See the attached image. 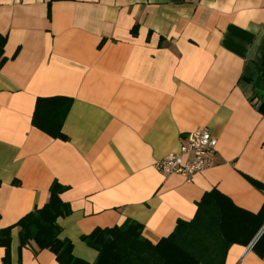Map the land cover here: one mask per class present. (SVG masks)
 Segmentation results:
<instances>
[{
  "label": "crops",
  "instance_id": "crops-1",
  "mask_svg": "<svg viewBox=\"0 0 264 264\" xmlns=\"http://www.w3.org/2000/svg\"><path fill=\"white\" fill-rule=\"evenodd\" d=\"M0 34V228L43 206L54 179L72 209L60 236L91 263L83 235L135 220L156 244L213 189L261 209L264 0H0ZM40 98L38 121L53 128L66 112L67 138L34 125ZM203 127L217 138L210 168L191 180L158 170ZM11 237L7 264H59L20 247L19 226ZM255 238L224 264H264Z\"/></svg>",
  "mask_w": 264,
  "mask_h": 264
},
{
  "label": "trees",
  "instance_id": "trees-1",
  "mask_svg": "<svg viewBox=\"0 0 264 264\" xmlns=\"http://www.w3.org/2000/svg\"><path fill=\"white\" fill-rule=\"evenodd\" d=\"M7 37L0 34V68L7 61L4 46ZM264 69V60H263ZM37 101L33 118L34 125L48 134L67 138L62 132L66 112L53 113L54 123L47 128L38 121ZM256 107L264 113V99L256 102ZM264 190V183L252 179ZM68 186L54 179L48 201L21 217L15 224L0 228V246L5 247V264L11 256V230L19 226L20 247L34 242L37 250L49 249L56 255L59 264H224L226 252L233 243L250 244L264 227V203L258 212H251L237 206L228 196L217 189L206 192L197 202V211L191 220L179 219L174 231L156 244L143 235V224L126 220L113 227H97L82 239L98 251L94 262H89L74 254L73 242L60 236L62 227L58 218L71 213L61 193ZM253 249L264 255V231L253 245Z\"/></svg>",
  "mask_w": 264,
  "mask_h": 264
},
{
  "label": "built area",
  "instance_id": "built-area-1",
  "mask_svg": "<svg viewBox=\"0 0 264 264\" xmlns=\"http://www.w3.org/2000/svg\"><path fill=\"white\" fill-rule=\"evenodd\" d=\"M217 138L207 127L193 130L187 143L179 152H172L157 160L156 167L163 173H177L191 180L200 171L210 168L212 157L216 152ZM183 154L188 157L184 159Z\"/></svg>",
  "mask_w": 264,
  "mask_h": 264
},
{
  "label": "water",
  "instance_id": "water-1",
  "mask_svg": "<svg viewBox=\"0 0 264 264\" xmlns=\"http://www.w3.org/2000/svg\"><path fill=\"white\" fill-rule=\"evenodd\" d=\"M263 231H264V227L262 228V230L259 232V234L257 235V237L255 238V240H254V242L258 239V237L263 233ZM253 242V243H254Z\"/></svg>",
  "mask_w": 264,
  "mask_h": 264
}]
</instances>
